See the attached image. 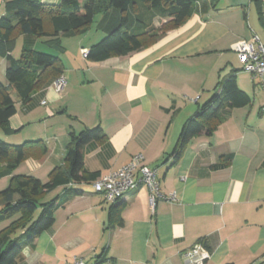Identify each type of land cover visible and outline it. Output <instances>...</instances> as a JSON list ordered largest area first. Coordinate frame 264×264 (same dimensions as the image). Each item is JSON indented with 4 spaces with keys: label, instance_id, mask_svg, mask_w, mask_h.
Segmentation results:
<instances>
[{
    "label": "crops",
    "instance_id": "crops-1",
    "mask_svg": "<svg viewBox=\"0 0 264 264\" xmlns=\"http://www.w3.org/2000/svg\"><path fill=\"white\" fill-rule=\"evenodd\" d=\"M96 16L85 33L61 38L63 51L34 43L35 51L59 56L65 87L57 93L52 81L27 103L15 101L9 120L15 132H1L2 140L42 141L47 151L14 174L46 181L37 174L47 177L64 163L69 134L99 126L103 140L82 148L84 170L104 175L141 154L157 170L160 197L151 207L148 189L139 187L110 203L91 183L75 184L81 192L55 211L52 227L23 249L17 264H68L75 257L85 264H188L183 254L198 243L209 253L204 264H264V88L237 56L253 36L264 43V0H217L149 47L102 62L80 54L104 36ZM24 39L17 40L20 50ZM5 69L0 58V81ZM231 72L251 102L223 110L211 132L192 137L174 159L183 125ZM221 157L228 164L215 167Z\"/></svg>",
    "mask_w": 264,
    "mask_h": 264
},
{
    "label": "trees",
    "instance_id": "trees-1",
    "mask_svg": "<svg viewBox=\"0 0 264 264\" xmlns=\"http://www.w3.org/2000/svg\"><path fill=\"white\" fill-rule=\"evenodd\" d=\"M217 0H61L58 5H46L36 0H5V14L0 16V58L5 59V82L0 83V130L6 136L15 131L9 126L16 113L17 101L25 104L32 94L63 73L59 56L35 51L40 41L57 52L63 51L61 38L85 33L96 15H101L97 29L104 36L89 47L86 59L102 62L111 57L127 56L152 45L169 30L182 25L193 14L203 15ZM162 22L160 33L155 21ZM24 37L20 53L14 57L17 40ZM250 97L236 82L231 72L213 94L183 125L173 157L177 159L194 136L209 134L220 113L225 109L248 105ZM99 126L70 133L64 163L54 167L42 182L32 175H15L14 171L29 157L40 159L47 151L42 141L10 144L0 139V179L7 178L0 190V264H17L23 249L34 246L35 240L54 223L57 209L81 191L73 185L92 183L96 173L83 167L82 148L101 141ZM228 157H221L215 167H225ZM63 187L62 196L45 201L47 194ZM115 215L109 218L113 220ZM119 221V220H118ZM100 262V258L97 259Z\"/></svg>",
    "mask_w": 264,
    "mask_h": 264
},
{
    "label": "built area",
    "instance_id": "built-area-1",
    "mask_svg": "<svg viewBox=\"0 0 264 264\" xmlns=\"http://www.w3.org/2000/svg\"><path fill=\"white\" fill-rule=\"evenodd\" d=\"M82 53L86 58L87 51L83 49ZM237 56L242 70L252 79H258L261 87L264 88V43L253 36L250 41L240 43ZM53 87L57 93L62 92L65 87V79L62 75L54 81ZM42 104L44 105L45 101H42ZM261 111L264 114V106ZM143 161V156L137 154L121 168L100 175L91 183L94 192L101 194L106 201L116 203L128 192L146 187L153 207L156 198L160 197L157 170L144 165ZM183 256L188 264H204L209 258V253L198 243L184 252ZM68 264H85V262L82 258L75 257Z\"/></svg>",
    "mask_w": 264,
    "mask_h": 264
},
{
    "label": "rangeland",
    "instance_id": "rangeland-1",
    "mask_svg": "<svg viewBox=\"0 0 264 264\" xmlns=\"http://www.w3.org/2000/svg\"><path fill=\"white\" fill-rule=\"evenodd\" d=\"M1 12L3 11V9H1L0 10ZM98 17L96 16L95 17V19H97ZM158 25L157 26H155V29H156V32L158 31V33H160V30H159V28H161V24H162V22H158L157 23ZM93 25L94 24H92V27H93ZM91 32L92 33H94L93 32V30H91ZM69 39V38H68ZM66 41V40H65ZM65 41H64V43H65ZM71 52H73V50H71V47H69V51H66L65 52V56H67V54H69V55H71ZM81 53V56L84 58V56H83V49H81V51H80ZM19 53H20V42H18V44H17V46H16V48H15V50H14V57H17L18 55H19ZM5 82V79L3 80L2 79V81H0V83H4ZM11 96H12V98L16 101V102H18L17 101V98H16V94H15V92L14 91H12L11 92ZM18 104V106H19V104L20 103H17ZM3 137H5L2 133H1V130H0V139H2ZM10 139H13V138H10ZM20 144V143H19ZM39 177H41V179L42 180H47V177H45V176H40L39 174H37ZM48 175V174H47ZM46 175V176H47ZM6 186V182L5 181H2V182H0V190L1 189H3L4 187ZM53 191H51L50 193H52ZM47 194V196H46V199H45V201H48V200H50V199H52L54 196H53V194Z\"/></svg>",
    "mask_w": 264,
    "mask_h": 264
}]
</instances>
